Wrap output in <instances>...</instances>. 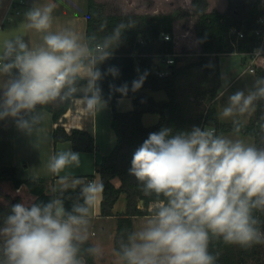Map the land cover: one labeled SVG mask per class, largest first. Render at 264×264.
<instances>
[{
	"label": "clouds",
	"instance_id": "clouds-1",
	"mask_svg": "<svg viewBox=\"0 0 264 264\" xmlns=\"http://www.w3.org/2000/svg\"><path fill=\"white\" fill-rule=\"evenodd\" d=\"M56 7L52 0L34 2L24 13L26 28L42 34L40 44L33 46L23 35L0 42V121L13 120L29 137L41 123L43 106L70 100L90 111L107 106L99 65L133 27L131 21L121 22L89 43L69 28L52 31ZM106 74L116 77L119 70L109 67ZM146 76L132 82L133 92ZM110 87L127 95V84ZM261 100L264 77L247 92L231 93L221 115H250ZM240 130V121L233 119V131ZM79 164L80 153L69 149L50 157L48 170L58 174ZM128 172L146 196L155 197V206L143 226L121 238L115 264H217L209 251L212 240L242 248L264 244L256 215L264 214V147L218 135L212 126L190 131L162 127L134 151ZM103 188L99 174L81 183L70 209L60 197L12 204L0 213V264H86L85 255L100 256L98 245H85L92 206Z\"/></svg>",
	"mask_w": 264,
	"mask_h": 264
},
{
	"label": "trees",
	"instance_id": "trees-1",
	"mask_svg": "<svg viewBox=\"0 0 264 264\" xmlns=\"http://www.w3.org/2000/svg\"><path fill=\"white\" fill-rule=\"evenodd\" d=\"M264 0H227L224 11L208 10V0H192L194 32L197 36L201 54L198 60L183 62L185 57H178L173 71L165 77L153 73L155 53L174 50V41L163 39V33L174 32V25L181 11L173 13H110L106 4L99 0H88L86 40L92 43L93 36L102 38L112 32L119 23L132 22L131 28L124 31L122 43L115 48L113 55L99 65L103 79L99 81L102 97L112 110V128L116 134V143L111 153L103 157L96 165L104 188L101 200V216L115 217L116 228L112 237L115 251L119 242L128 232L135 229L137 217L149 216L155 206V197L146 196L142 185L129 175L134 151L147 139L149 133L158 132L162 127L174 131L191 130L194 126L215 127L221 135L233 131V122L222 120L218 111L217 96L221 84L219 56L221 54L240 53L246 56L254 50L259 39L253 31L259 26L258 19L264 15ZM244 31V37L238 38L237 31ZM183 60V61H182ZM182 62V65H178ZM116 67V77L106 74L109 67ZM147 72L142 87L133 92L132 82ZM196 73L190 83L182 87L180 79ZM127 84V95H122L110 86L119 88ZM164 91L166 98L156 100L147 91ZM196 97V106L189 104V98ZM130 97L134 108L128 112L119 110L118 98ZM203 101V105L197 101ZM194 99V98H193ZM71 100L43 106L52 115L53 122L69 109ZM260 113L264 111V100L259 101ZM192 108V110H191ZM147 113L157 114L158 121L145 125L143 117ZM264 116V115H263ZM250 118L248 123H241L240 134L251 136L256 147H264V120ZM8 119L0 121V130H6ZM236 133V132H235ZM55 147L60 142L68 141L75 151H93L94 137L82 129L67 131L58 125L53 131ZM79 187L57 186L55 177L29 176L19 178L17 167L0 163V213H6L12 204L24 202H48L60 197L65 207H71L78 198ZM125 208L117 210L120 201ZM256 215L262 221L260 228L264 231V214ZM94 245L89 239L85 247ZM209 251L217 256V264H264V244L242 248L238 245L225 244L222 240H212ZM86 264H99L97 257L85 255Z\"/></svg>",
	"mask_w": 264,
	"mask_h": 264
},
{
	"label": "crops",
	"instance_id": "crops-1",
	"mask_svg": "<svg viewBox=\"0 0 264 264\" xmlns=\"http://www.w3.org/2000/svg\"><path fill=\"white\" fill-rule=\"evenodd\" d=\"M34 2L40 5L49 2V0H0V42L16 35H23L31 41L33 46L42 42V34L36 33L34 30H28L25 26L24 13L32 7ZM52 2L57 4L52 13V31L69 28L86 39L88 0H52ZM236 55L242 56V63H244L245 68L238 74L232 70L234 72L233 76H236L235 80L240 81L238 89L247 92L252 88L253 77L264 75V68L257 67L256 72L251 73L248 70V57L240 53L221 54L219 56L220 87L225 79L224 77H227V74L229 75V71L232 69L231 65L234 66V56ZM178 65H182V63H178ZM185 86L187 85H182V87ZM223 91L219 90L216 98L218 102L221 96L225 94ZM147 92L152 94L156 100L166 98L164 91L148 90ZM190 98L193 97L190 96ZM118 103L121 112H128L134 108L133 99L130 97H120ZM39 111L42 113L43 118L31 137L19 131L15 124H9L4 131L0 130V163L16 166L19 178L29 176L55 177L57 186L62 187H79L81 183L97 178V174H99L96 170L97 163L111 153L116 143V134L111 125L112 110L108 103L99 112L88 110L79 100H71L69 109L56 123L53 122L49 111L43 108H40ZM220 113L219 110V115ZM261 113V116H263L264 111ZM248 117H252V114ZM158 118L157 114L147 113L143 117V122L145 125H152L158 121ZM58 125H61L67 131L82 129L89 132L94 137L95 149L93 151H75L68 141L60 142L55 147L53 131ZM69 149L80 153V164L78 166L72 165L58 174L51 173L48 170L50 157ZM21 173L24 175L23 177L20 176ZM99 177L101 178L100 174ZM101 200L102 193L97 196L92 206L89 236L92 243L98 245L102 250V254L97 257L98 263L115 264L116 257L112 237L116 228V219L112 216H101ZM150 216L137 217L135 219V229L143 226Z\"/></svg>",
	"mask_w": 264,
	"mask_h": 264
},
{
	"label": "rangeland",
	"instance_id": "rangeland-1",
	"mask_svg": "<svg viewBox=\"0 0 264 264\" xmlns=\"http://www.w3.org/2000/svg\"><path fill=\"white\" fill-rule=\"evenodd\" d=\"M106 4L107 11L110 13H150V14H158V13H173L177 10L181 11V17H178L176 23L174 25V32L172 34L173 40L175 41L176 48L179 51L190 52L191 55L185 56L183 62H189L198 60L199 55L201 54V49L199 43L197 41V36L194 32V19L196 18L193 14V5L192 0H99ZM209 6L208 10L217 9L220 11H224L227 6V0H208ZM244 56V55H243ZM234 66L231 65V70L229 71V75L225 76L224 81H222V85L220 87V91L225 92L218 102V111L222 113L223 107L227 103L228 96L235 92L240 85V81L235 80L236 76H233L234 72L236 74L240 73L244 70L245 65L242 63V56H234ZM182 63V62H178ZM224 66V65H223ZM222 66V67H223ZM248 66V63H247ZM196 73H192L180 79V83L183 85H188L192 79H194ZM233 76V77H232ZM264 75H260L259 77H253L252 85L254 81L258 78L263 77ZM193 98H189L188 103L196 106V97L192 95ZM199 98H197V101ZM203 105V101H198ZM259 101L256 102L255 111L252 112V117H248V115L242 117H234V118H224L221 113V119L233 122V119H238L241 123H248L250 118L257 119L260 113ZM194 106V107H195ZM220 107V108H219ZM192 110V108H191ZM221 135L231 137L233 139L239 138L244 140L246 143L253 144L254 140L251 136L243 135L235 132H226ZM20 176H24L22 173ZM116 208L118 210H122L125 208V202L120 201Z\"/></svg>",
	"mask_w": 264,
	"mask_h": 264
},
{
	"label": "built area",
	"instance_id": "built-area-1",
	"mask_svg": "<svg viewBox=\"0 0 264 264\" xmlns=\"http://www.w3.org/2000/svg\"><path fill=\"white\" fill-rule=\"evenodd\" d=\"M258 23L259 26L253 31V33L259 39V44L254 50L246 54V57H248L249 59L248 70L251 73H255L257 67L264 68V15L258 19ZM237 35L238 38H243L244 31L242 29L238 30ZM162 37L166 41H170V40L174 41L170 33H163ZM257 49H259L260 52L256 53ZM188 55H191V53L179 51L176 48V44L172 52H166V53L160 52L153 54L152 56L155 57L153 63V73L158 77L168 76L173 71L174 65L177 63L176 59L178 57H185ZM89 181H91V179Z\"/></svg>",
	"mask_w": 264,
	"mask_h": 264
}]
</instances>
